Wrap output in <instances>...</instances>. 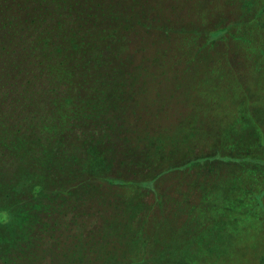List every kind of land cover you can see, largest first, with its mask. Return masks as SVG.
I'll use <instances>...</instances> for the list:
<instances>
[{
    "label": "trees",
    "instance_id": "16d2710c",
    "mask_svg": "<svg viewBox=\"0 0 264 264\" xmlns=\"http://www.w3.org/2000/svg\"><path fill=\"white\" fill-rule=\"evenodd\" d=\"M0 67V264H264V0H0Z\"/></svg>",
    "mask_w": 264,
    "mask_h": 264
},
{
    "label": "rangeland",
    "instance_id": "374dc122",
    "mask_svg": "<svg viewBox=\"0 0 264 264\" xmlns=\"http://www.w3.org/2000/svg\"><path fill=\"white\" fill-rule=\"evenodd\" d=\"M1 68V67H0ZM16 72V69L15 68H12V70L10 71V75L9 74H6L3 72V70L0 69V78L2 77H6L7 75L10 76V77H13L15 76L14 73ZM1 88V87H0ZM5 98H2L1 95H0V100H4ZM7 213L8 212H5V211H0V224L1 225H4L8 219L7 217ZM260 227L262 228L263 225H260ZM258 234V233H257ZM264 235L262 232H260L258 235H257V240L255 242H251V241H248V243H255L256 245H260L262 242H264ZM249 240V239H248ZM259 264V263H257Z\"/></svg>",
    "mask_w": 264,
    "mask_h": 264
}]
</instances>
